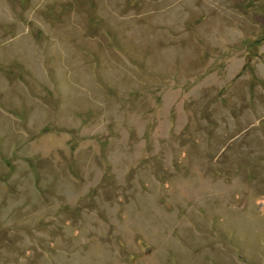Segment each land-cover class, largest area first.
Segmentation results:
<instances>
[{
    "label": "rangeland",
    "instance_id": "1",
    "mask_svg": "<svg viewBox=\"0 0 264 264\" xmlns=\"http://www.w3.org/2000/svg\"><path fill=\"white\" fill-rule=\"evenodd\" d=\"M0 264H264V0H0Z\"/></svg>",
    "mask_w": 264,
    "mask_h": 264
},
{
    "label": "trees",
    "instance_id": "2",
    "mask_svg": "<svg viewBox=\"0 0 264 264\" xmlns=\"http://www.w3.org/2000/svg\"><path fill=\"white\" fill-rule=\"evenodd\" d=\"M257 39H258V38H254V39H251V40H250V39H249V40H244V43H246V42H248V43H249V42H250V43H253V41H257Z\"/></svg>",
    "mask_w": 264,
    "mask_h": 264
}]
</instances>
